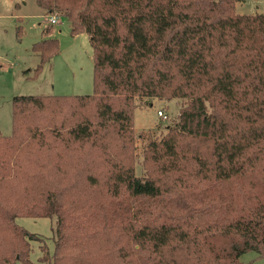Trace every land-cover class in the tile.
<instances>
[{"label": "trees", "instance_id": "1", "mask_svg": "<svg viewBox=\"0 0 264 264\" xmlns=\"http://www.w3.org/2000/svg\"><path fill=\"white\" fill-rule=\"evenodd\" d=\"M236 1L36 0L87 35L93 91L12 98L0 264H33L22 217L56 219L41 263L264 264V14ZM50 29L33 76L59 53ZM151 99L183 100L159 139L133 127Z\"/></svg>", "mask_w": 264, "mask_h": 264}, {"label": "rangeland", "instance_id": "2", "mask_svg": "<svg viewBox=\"0 0 264 264\" xmlns=\"http://www.w3.org/2000/svg\"><path fill=\"white\" fill-rule=\"evenodd\" d=\"M238 15L264 14V0H238L234 5ZM51 16H45L36 0H0V134H11V100L20 95H87L93 91L92 48L86 34L69 35L67 22L60 17L52 25ZM48 25L47 37L58 40L59 53L40 72L33 76L39 59L31 51L32 44L46 37L42 34ZM183 100L151 99L135 101L134 131L159 139L171 121L177 120ZM162 112V116L158 112ZM165 117V118H164ZM145 137H143L144 139ZM143 139L137 141L138 149ZM136 165V172L139 173ZM17 223L29 233L39 237L31 245L30 260L38 262L39 247L52 255L56 239L55 218L17 219ZM240 264H261L255 253L249 252L239 260Z\"/></svg>", "mask_w": 264, "mask_h": 264}, {"label": "built area", "instance_id": "3", "mask_svg": "<svg viewBox=\"0 0 264 264\" xmlns=\"http://www.w3.org/2000/svg\"><path fill=\"white\" fill-rule=\"evenodd\" d=\"M56 22V18L54 17V16H51V18L49 19V23L50 24H53V23H55ZM158 115L159 116H162V112H158Z\"/></svg>", "mask_w": 264, "mask_h": 264}]
</instances>
